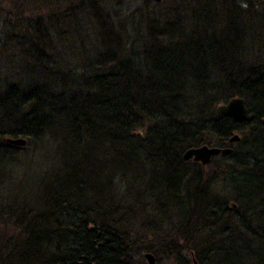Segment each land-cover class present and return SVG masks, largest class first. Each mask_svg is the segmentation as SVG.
Masks as SVG:
<instances>
[{"label":"trees","instance_id":"trees-1","mask_svg":"<svg viewBox=\"0 0 264 264\" xmlns=\"http://www.w3.org/2000/svg\"><path fill=\"white\" fill-rule=\"evenodd\" d=\"M134 2L93 8L74 66L23 26L0 76V264H264V0ZM234 96L242 121L215 111ZM203 144L232 151L182 159Z\"/></svg>","mask_w":264,"mask_h":264},{"label":"rangeland","instance_id":"rangeland-1","mask_svg":"<svg viewBox=\"0 0 264 264\" xmlns=\"http://www.w3.org/2000/svg\"><path fill=\"white\" fill-rule=\"evenodd\" d=\"M135 1L134 6H137L143 0ZM149 1L150 7L160 9L156 5L160 2ZM102 5L103 0H0V24L5 23L0 30V76L22 68L19 59L22 43L18 37L23 34L21 30L26 23L34 25L36 17H40L39 25L43 30L47 28L51 39L46 51L53 53L63 66L76 65L94 42L91 11ZM9 22L15 23V36H11L13 33L7 35ZM248 51L251 57L264 56V30L261 27H252ZM163 264L170 263L165 260Z\"/></svg>","mask_w":264,"mask_h":264},{"label":"water","instance_id":"water-1","mask_svg":"<svg viewBox=\"0 0 264 264\" xmlns=\"http://www.w3.org/2000/svg\"><path fill=\"white\" fill-rule=\"evenodd\" d=\"M154 2H161L163 0H152ZM217 114L234 118L235 120L242 121L247 117L248 111L245 105V100L241 96H234L226 102H222L215 107ZM240 140V136L235 133L229 137V143H236ZM8 142L22 146L26 140L24 138H9ZM232 151L231 147H220L216 145H200L186 149L182 154L184 161L200 162L202 165L208 164L214 157L218 155L226 156ZM144 258L148 264H155L156 258L151 252H145ZM193 264H196L194 261Z\"/></svg>","mask_w":264,"mask_h":264},{"label":"bare ground","instance_id":"bare-ground-1","mask_svg":"<svg viewBox=\"0 0 264 264\" xmlns=\"http://www.w3.org/2000/svg\"><path fill=\"white\" fill-rule=\"evenodd\" d=\"M232 98V97H231ZM228 101V100H227ZM235 134V133H234ZM233 135V134H232ZM231 135V136H232ZM230 136V137H231ZM229 140V138H228ZM194 163H198V164H201L200 162H195V161H192ZM209 164V163H208ZM208 164L206 165H203V166H207ZM202 165V164H201ZM240 202L235 198V197H230L227 199V202H226V208L229 210V211H237L239 208H240ZM196 262V260L193 259V262ZM193 264V263H192ZM197 264V262H196Z\"/></svg>","mask_w":264,"mask_h":264}]
</instances>
